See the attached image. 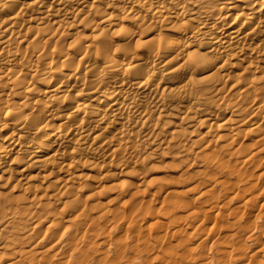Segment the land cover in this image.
I'll list each match as a JSON object with an SVG mask.
<instances>
[{
    "label": "bare ground",
    "instance_id": "1",
    "mask_svg": "<svg viewBox=\"0 0 264 264\" xmlns=\"http://www.w3.org/2000/svg\"><path fill=\"white\" fill-rule=\"evenodd\" d=\"M263 158L264 0H0V264H83L87 234L162 229L197 181L214 227L215 185Z\"/></svg>",
    "mask_w": 264,
    "mask_h": 264
},
{
    "label": "rangeland",
    "instance_id": "2",
    "mask_svg": "<svg viewBox=\"0 0 264 264\" xmlns=\"http://www.w3.org/2000/svg\"><path fill=\"white\" fill-rule=\"evenodd\" d=\"M187 160L168 154L156 164L155 170L169 177L168 180H188L191 177L198 180L199 177L194 172L201 171L203 167L198 164V160L194 163ZM240 170H245L250 176L241 179L235 174L222 176V179L229 182V187L234 189L232 192L222 184H216L213 189L211 200L222 205L221 215L211 220L215 223L214 227L210 226V222L201 224L199 220H192L187 214L190 207L198 210L205 207V198L195 199V191L204 185L197 181L193 183L196 185L195 190L185 192L182 198L185 205L180 208H163L164 211L157 208L159 205H155L153 214L162 223V229L152 227L144 230V224L138 222V230L123 224L118 229L98 232L97 237L87 234L86 241L81 245L87 250L83 264H264V158ZM183 173L185 175L181 177ZM245 198H250L251 201L244 206L240 205ZM142 200L147 203L148 196H144ZM256 210L260 211L262 218L259 215L253 217ZM28 225L29 223L25 225V230ZM172 226L181 227L184 234L174 232ZM10 230L9 227L2 229V237ZM35 231V237L42 234ZM155 236H159V240ZM103 237H107L106 243H101ZM38 248L39 246L36 249ZM252 253L255 256L249 257ZM51 259L53 263L59 262L53 257Z\"/></svg>",
    "mask_w": 264,
    "mask_h": 264
}]
</instances>
